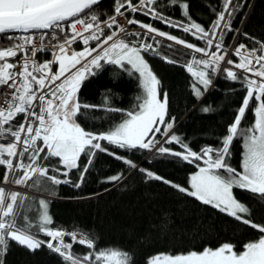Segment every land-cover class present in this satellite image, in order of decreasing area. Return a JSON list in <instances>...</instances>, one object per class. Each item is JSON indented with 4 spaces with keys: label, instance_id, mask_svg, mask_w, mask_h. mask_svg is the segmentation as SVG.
Here are the masks:
<instances>
[{
    "label": "trees",
    "instance_id": "obj_1",
    "mask_svg": "<svg viewBox=\"0 0 264 264\" xmlns=\"http://www.w3.org/2000/svg\"><path fill=\"white\" fill-rule=\"evenodd\" d=\"M139 1L99 0L80 14H91L101 23ZM228 3L152 0V9L165 21L190 25L198 36L127 12L132 28L150 24L167 39L155 45L156 53H141L157 79L160 115L145 142L163 140L169 129L171 133L152 153L145 143L107 141L111 130L141 110L143 91L136 73L127 67L101 61L92 67L94 74L85 72L75 95L73 122L88 139L99 138L98 148L85 146L69 170L41 141L38 154L33 148L23 150L24 162H38L41 170L25 178L15 175L21 176L17 186L28 193L7 195L5 218L18 234L37 240V246L31 248L3 232L0 264H148L161 255L183 256L223 246L240 253L264 237V192L235 184L242 173L245 138L254 133L257 104L264 106V88L255 92L249 75L219 70L225 58L228 65L246 68L239 48L264 55V0H232L229 8ZM133 38L140 37L131 32L120 42ZM13 44L11 32L0 33V48ZM207 52L209 58L203 57ZM24 118L20 111L10 115L1 140H14ZM225 148L223 161L208 167L204 153L216 158ZM206 167L233 185L232 195L245 209L242 214L231 215L192 194L191 177ZM8 175L0 165V184ZM54 231L76 233L92 247L71 243L65 236L71 243L68 251H55L47 247Z\"/></svg>",
    "mask_w": 264,
    "mask_h": 264
},
{
    "label": "rangeland",
    "instance_id": "obj_2",
    "mask_svg": "<svg viewBox=\"0 0 264 264\" xmlns=\"http://www.w3.org/2000/svg\"><path fill=\"white\" fill-rule=\"evenodd\" d=\"M30 2V4H38L39 0H32ZM149 2L152 1L150 0ZM227 2H229V8L232 0H227ZM23 4L24 0H0V10H14L21 7ZM28 7H33V5ZM141 7L144 12L150 9L153 13H157L148 3H143ZM161 18L164 22H166L163 16H161ZM169 23L172 26H177V24L173 21H170ZM183 27H185L186 30H190L189 27L192 28V26L187 24ZM222 27L224 28L225 25H222ZM149 30L152 32L151 36H154L153 38L150 35L148 37V40L152 45V49H149V51H154L156 53L157 48L155 45L160 42H166L165 40L167 39L159 33L152 31V29ZM191 32L193 35L198 36L193 28ZM134 33H136L137 37L143 39L144 33ZM121 39L122 38L118 39L110 45H108L106 41H103L102 47H105L104 50L99 54V56L97 55L96 57H92L87 60L86 65L91 68L92 64L97 65L100 64L101 61H104L114 63L119 67H127L129 71L136 73L144 95L143 103L141 110L138 113L133 114L118 124L106 135L105 139L115 144L125 143L135 145L145 143V146H149L148 149L150 150V153H152L158 148V146L160 147L161 142L167 138L172 129H169V132H167V130V133L165 132L166 136L161 141L151 142L148 140L145 142L148 139L151 129L155 128V124H157L158 120H160V115L157 114L159 107L156 101L157 79L142 54H140L142 51L138 48L139 39L133 38L129 41L120 42ZM212 44H215V42L212 41ZM237 53L246 59V68L237 69L235 66L233 67L228 65L225 58L220 63L219 70L227 68L249 75L254 82V91L261 92L264 88V58L258 59L259 56L255 55L254 52L250 51V53H248L243 48H239ZM87 55L88 53L86 52L81 57L85 58ZM209 56L210 52L203 54V57L205 58H209ZM78 60L80 62L82 59ZM257 62H261L262 64L259 65ZM71 66L72 64L68 65L63 70L64 73L61 72V74L63 73L62 75H67L64 80L61 81L59 87H57L58 89L53 92L51 97H48L40 104L39 109L36 108L34 111V120L32 123H34V125L39 124L40 128L36 144L33 146L28 140H26V137L23 139L22 146H24V148L20 151L18 156V159H20L21 162L15 165L16 167L13 172L14 175H12L11 179L8 178L7 181L3 183L5 186L2 187L0 185V235L3 234V232H6L8 236L17 239L20 243L31 248L37 246V240L18 234L14 231V226L12 227L14 224L11 220L5 218L7 214V210L5 208L7 195L11 194V192L19 194L28 193L26 190L23 191V189H16L18 188L17 185L19 184L21 176L25 178L30 176L31 173L35 174L41 170V164L38 162L31 164L24 162L23 150L33 148V150L36 149L34 152L38 154L40 151L39 141H41L42 145L47 148V151L50 154L59 157L62 165L66 168V170H69L76 166L77 157L85 146L98 148L97 140L99 138L90 137L88 139L87 135H84L73 122V115L77 109L75 95L80 80L84 75L82 71L84 66L81 65L78 67L77 71L79 74H75L76 72L74 71L71 72H74V74L69 73L68 70ZM255 68L258 69V72H253ZM85 70L88 72V69H84V71ZM61 74H58V76H61ZM17 83L21 87L27 88V84L24 79ZM257 97L259 98L260 95H257ZM165 100L166 99L164 98L163 101L165 102ZM257 105L258 107L255 110L256 119L254 122V133L245 138L241 164L242 173L238 177L235 184L251 191L264 192V106L260 102ZM9 117L10 115H0V160L5 164L14 166L12 164H14L16 154L18 152L20 130L16 133L14 140L10 142L1 140L4 138L1 136V134L3 135L4 133L3 125ZM30 136L31 135L28 137ZM25 141L26 144H24ZM223 150V153L219 154L216 158H214V156H210L208 152H205L207 154L204 153V159L209 162L208 167L215 166L223 161V158L227 153V149L225 148ZM19 173L21 176L16 177L15 175ZM198 177H203V183L199 182L195 187L193 186L195 190H192V194L195 197L205 203L217 206L231 215L239 216L245 211L244 206L233 197V185L231 183H222L216 176H213L215 178L211 179L212 182L210 181V183L208 182L206 184L208 176L206 174V169L203 168L194 173L191 179L193 178L194 182H198ZM217 180L221 183H217ZM65 236L69 237L71 242L79 243L90 248L92 247V242L89 240L84 239L76 233L66 234L64 231L52 232V234L49 235L47 246L54 247L59 250V252H61V249L68 251L69 247L63 245ZM263 241L264 237L256 242L248 244L240 253L234 252L229 246H223L217 250H209L202 253H191L183 256L161 255L150 260L148 264H264ZM108 258L115 259L116 257L108 256Z\"/></svg>",
    "mask_w": 264,
    "mask_h": 264
},
{
    "label": "built area",
    "instance_id": "obj_3",
    "mask_svg": "<svg viewBox=\"0 0 264 264\" xmlns=\"http://www.w3.org/2000/svg\"><path fill=\"white\" fill-rule=\"evenodd\" d=\"M146 1L148 0H141L140 4L131 10L163 22L161 16L150 9L142 11L141 6ZM110 23L114 25L112 29L115 31V36L111 41L119 39L125 33L136 32L134 28H130L126 12H116L112 18L102 23H96L90 14H83L67 22L56 23L46 31H17L13 36L15 46L0 50V114L15 111L26 114L19 146L22 145L25 137L31 135L28 138L36 140L39 135V124L32 123L33 112L36 106L40 108V104L52 96L66 77L67 74L61 75L62 77L58 76L61 60L73 57L81 59L79 57L81 53L88 50L93 43L102 39L108 32ZM146 28L142 31L143 39L138 41V48L143 52L149 51L152 46L148 40L152 32L149 26ZM36 54L41 57V60L35 58ZM94 55L93 53L82 59L69 73L81 65L86 66L87 60ZM261 58L264 56L258 59ZM257 64L262 63L257 62ZM42 77L45 78L43 82ZM23 78L28 81L26 90L15 85ZM17 163H20V160L16 158L14 166H11L12 170L15 169Z\"/></svg>",
    "mask_w": 264,
    "mask_h": 264
},
{
    "label": "water",
    "instance_id": "obj_4",
    "mask_svg": "<svg viewBox=\"0 0 264 264\" xmlns=\"http://www.w3.org/2000/svg\"><path fill=\"white\" fill-rule=\"evenodd\" d=\"M30 1L24 0V4L14 10H0V33L46 29L52 23L66 21L82 13L99 0H39L38 4H30ZM31 5L33 7H28ZM110 26L113 27L112 24Z\"/></svg>",
    "mask_w": 264,
    "mask_h": 264
},
{
    "label": "bare ground",
    "instance_id": "obj_5",
    "mask_svg": "<svg viewBox=\"0 0 264 264\" xmlns=\"http://www.w3.org/2000/svg\"><path fill=\"white\" fill-rule=\"evenodd\" d=\"M133 7H135V6H132L131 8H133ZM161 16V15H160ZM175 24H177V26H172L169 22H164V23H168L170 26H172V27H174V28H177V29H179V30H182V31H184V32H186V33H189V34H192V28L191 27H189V29L190 30H186L185 29V27H183V26H185L186 24H182V22H178V21H175V20H172ZM185 29V30H184ZM134 30H136V31H138V32H140V33H142V31L144 30V29H134ZM129 33H131V32H128V33H125V34H123L121 37H123L124 35H128ZM111 34H112V37H114L115 36V31H114V29H112L111 30ZM143 34V33H142ZM193 35V34H192ZM143 36V35H142ZM120 39V38H119ZM139 40H142V38H140ZM142 51V50H141ZM246 51V50H245ZM246 52H248V53H250V51H246ZM247 53V54H248ZM172 131V130H171ZM205 154H207V153H205ZM65 239V238H64ZM65 241V242H64ZM63 241V245H66V246H68V247H70V244L71 243H74V242H71V243H68L66 240H64ZM71 241V240H70ZM91 242V241H90ZM54 248V247H53ZM55 251H57V249H55ZM59 252V251H58Z\"/></svg>",
    "mask_w": 264,
    "mask_h": 264
},
{
    "label": "crops",
    "instance_id": "obj_6",
    "mask_svg": "<svg viewBox=\"0 0 264 264\" xmlns=\"http://www.w3.org/2000/svg\"><path fill=\"white\" fill-rule=\"evenodd\" d=\"M95 65V64H94ZM203 169H206V174H207V176H208V181H206V184L209 182L210 183V181H211V179H214L215 177H213L214 175L213 174H211V172L209 171V170H207V168H203ZM205 171V170H204ZM213 175V176H212ZM198 182H194L193 181V178L191 179V190H195V186L197 185V183H199V182H202L203 183V177H198ZM220 180V179H219ZM219 180H217V183H221ZM212 182V181H211ZM222 183H224V182H222ZM194 186V187H193ZM263 244H264V241H263Z\"/></svg>",
    "mask_w": 264,
    "mask_h": 264
}]
</instances>
